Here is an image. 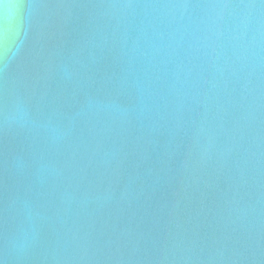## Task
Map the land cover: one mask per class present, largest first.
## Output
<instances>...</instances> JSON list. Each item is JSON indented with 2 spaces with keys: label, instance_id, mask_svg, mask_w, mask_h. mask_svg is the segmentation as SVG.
Here are the masks:
<instances>
[{
  "label": "water",
  "instance_id": "water-1",
  "mask_svg": "<svg viewBox=\"0 0 264 264\" xmlns=\"http://www.w3.org/2000/svg\"><path fill=\"white\" fill-rule=\"evenodd\" d=\"M0 264H264V0H0Z\"/></svg>",
  "mask_w": 264,
  "mask_h": 264
}]
</instances>
